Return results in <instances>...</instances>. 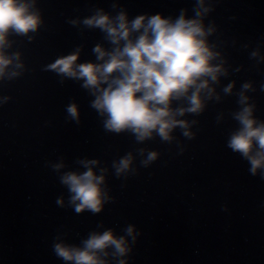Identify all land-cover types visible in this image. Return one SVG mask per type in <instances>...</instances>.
Wrapping results in <instances>:
<instances>
[{"label": "water", "instance_id": "water-1", "mask_svg": "<svg viewBox=\"0 0 264 264\" xmlns=\"http://www.w3.org/2000/svg\"><path fill=\"white\" fill-rule=\"evenodd\" d=\"M205 6V26L214 29L208 39L220 53L215 62L225 68L212 82L215 93L202 111L179 117L190 135L177 125L170 139L154 132L141 141L131 130H108L83 79L48 65L75 51L78 63L97 61V45L114 48L101 27L84 23L100 10L113 17L124 11L130 20L192 18L198 0H36L39 28L9 36L7 52L19 53L23 66L14 62L9 73L18 74L0 78V264H75L59 257L55 244L83 246L108 229L124 236L130 225V251L117 256L108 248L107 264H264V168L253 173L229 146L241 127V93L264 122V0ZM73 103L78 119L67 110ZM153 151L157 157L145 163ZM129 154L131 167L118 174L115 163ZM85 160H98L97 174L106 177L108 199L99 212H77L62 182L66 172L86 171Z\"/></svg>", "mask_w": 264, "mask_h": 264}, {"label": "clouds", "instance_id": "clouds-1", "mask_svg": "<svg viewBox=\"0 0 264 264\" xmlns=\"http://www.w3.org/2000/svg\"><path fill=\"white\" fill-rule=\"evenodd\" d=\"M35 3L36 0H0V78L18 74L9 73L14 62L17 69L23 66L18 61L19 53L7 52L9 36L28 34L39 28L42 17ZM209 10L205 0H198V10L192 18L186 13L175 19L157 13L130 20L127 12L113 17L100 10L84 23L101 27L114 48L107 50L97 45L94 49L97 61L83 63H78L80 52L75 51L48 67L65 76L83 79L84 87L96 96L92 106L106 117L108 130H131L141 141L156 132L167 140L180 125L185 128V135H190L189 122L179 117L186 112L202 111L206 98L215 93L212 82L225 71L223 64L215 62L220 53L208 39L214 29L206 27L203 20ZM233 86L229 84L225 91L231 92ZM243 87L248 89L251 85L246 83ZM180 99H186L188 106L173 107V101ZM248 99L241 93L240 103L244 106L235 113L241 127L232 134L229 146L241 152L250 161L251 171L256 173L264 168V122H258L254 105L248 104ZM67 110L72 118H79L77 104H70ZM157 155L155 151L149 153L145 163ZM82 163L86 171L66 172L62 182L69 187L71 203L77 212L86 209L99 212L108 199L104 188L106 177L97 174L94 166L98 160ZM131 164V154L123 157L115 163L117 173L128 170ZM59 202L63 203V199ZM126 232L124 236L117 235L114 229L93 232L83 246L59 242L54 246L55 252L75 264H107L103 257L109 255L108 248L117 256L130 251L128 238L135 239V225L128 226ZM119 264L126 261L120 260Z\"/></svg>", "mask_w": 264, "mask_h": 264}]
</instances>
